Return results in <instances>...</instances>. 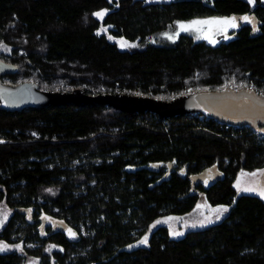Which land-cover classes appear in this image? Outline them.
<instances>
[{
    "label": "trees",
    "instance_id": "trees-1",
    "mask_svg": "<svg viewBox=\"0 0 264 264\" xmlns=\"http://www.w3.org/2000/svg\"><path fill=\"white\" fill-rule=\"evenodd\" d=\"M240 14L215 44L156 39L178 22ZM0 61L13 70L4 82L52 91L264 94V0H0ZM257 169L264 136L248 126L95 102L0 109V206L12 211L0 264H264V197L234 187ZM200 193L227 206L220 221L180 238L161 225L128 248Z\"/></svg>",
    "mask_w": 264,
    "mask_h": 264
},
{
    "label": "water",
    "instance_id": "water-1",
    "mask_svg": "<svg viewBox=\"0 0 264 264\" xmlns=\"http://www.w3.org/2000/svg\"><path fill=\"white\" fill-rule=\"evenodd\" d=\"M244 16L245 14L231 15L230 18L238 23ZM10 72H13L10 64L0 61L1 110L14 112L31 107L95 102L127 112L151 111L162 117L198 112L226 125L248 126L264 136V94L252 88L202 90L163 100L123 93L88 94L80 88L52 91L41 89L33 81L9 84L2 80V75Z\"/></svg>",
    "mask_w": 264,
    "mask_h": 264
},
{
    "label": "rangeland",
    "instance_id": "rangeland-1",
    "mask_svg": "<svg viewBox=\"0 0 264 264\" xmlns=\"http://www.w3.org/2000/svg\"><path fill=\"white\" fill-rule=\"evenodd\" d=\"M231 23H193L192 22H178L175 27L169 31L160 34L156 39L163 43H172L176 40L180 33L186 32L193 35L196 39H204L209 43H217L219 38L223 36L233 28L232 24L236 25V21L230 17H214L199 21H228ZM183 24L186 28H181L179 25ZM214 179V173L208 172L203 175V181H209ZM234 187L236 189V194H252L259 197H264L260 193L264 192V169H257L254 171L242 170L239 172L235 182ZM248 189H254V191H249ZM227 206L225 205H211L206 201L203 193L199 194L198 201L193 208V210L188 214L183 215H164L159 216L150 224L149 229L146 233L142 235L140 239L128 246L129 249L142 246L146 244H141L139 241L148 237L150 233L158 226H166L168 234L171 238H180L187 231L191 229H198L206 227L210 224L220 221L226 214V212L218 213L216 210ZM228 210V208H227ZM12 211L5 207L0 206V228L7 222ZM217 215L220 216L217 219ZM86 232L85 230H83ZM178 233V235H172V233ZM38 246V244H36ZM27 264H37L34 261L28 262ZM40 264V263H39Z\"/></svg>",
    "mask_w": 264,
    "mask_h": 264
},
{
    "label": "snow or ice",
    "instance_id": "snow-or-ice-1",
    "mask_svg": "<svg viewBox=\"0 0 264 264\" xmlns=\"http://www.w3.org/2000/svg\"><path fill=\"white\" fill-rule=\"evenodd\" d=\"M250 2H251V0H250ZM105 12H106V10H102L100 13H96V14H94V15L103 16V15L105 14ZM243 19L247 20L248 17H243ZM193 23H197V24H198V23H231V21H230V20H228V21H195V22H193ZM179 26H180L181 28H186V26L183 25V24H180ZM232 26L235 27L236 25H235V24H232ZM248 190H249V191H254V189H248ZM260 194H261L262 196H264V192H261ZM216 211H217L218 213L226 212V211H227V208H225V207H221V208L217 209ZM216 218L219 219L220 216L217 215ZM69 234H70V235H73V236L75 235V233H72L71 230H69ZM172 235H178V233L173 232ZM139 243H141V244H146V243H147V237H145L144 239H142L141 241H139ZM6 247H7L6 245H0V251L5 250ZM17 247H18V246H17Z\"/></svg>",
    "mask_w": 264,
    "mask_h": 264
},
{
    "label": "built area",
    "instance_id": "built-area-1",
    "mask_svg": "<svg viewBox=\"0 0 264 264\" xmlns=\"http://www.w3.org/2000/svg\"><path fill=\"white\" fill-rule=\"evenodd\" d=\"M192 114H194L195 116H198V117H200V118H202V117H205L204 115H202V114H200V113H198V112H195V113H192ZM229 126V125H228ZM231 126V125H230Z\"/></svg>",
    "mask_w": 264,
    "mask_h": 264
},
{
    "label": "flooded vegetation",
    "instance_id": "flooded-vegetation-1",
    "mask_svg": "<svg viewBox=\"0 0 264 264\" xmlns=\"http://www.w3.org/2000/svg\"><path fill=\"white\" fill-rule=\"evenodd\" d=\"M30 245H32V244H30Z\"/></svg>",
    "mask_w": 264,
    "mask_h": 264
}]
</instances>
